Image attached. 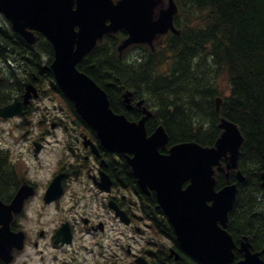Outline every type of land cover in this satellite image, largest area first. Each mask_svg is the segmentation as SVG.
Segmentation results:
<instances>
[{
    "label": "flooded vegetation",
    "instance_id": "obj_1",
    "mask_svg": "<svg viewBox=\"0 0 264 264\" xmlns=\"http://www.w3.org/2000/svg\"><path fill=\"white\" fill-rule=\"evenodd\" d=\"M11 50L0 47V107L17 97L23 100L29 83L40 96L23 105L22 116L0 117V178H6L0 183V200L10 206L24 192L5 234L9 259L0 258V264H139L141 259L148 264H200L178 242L167 217L158 220V207L151 201L156 196L142 192L125 154L103 146L49 78L48 64L45 72L29 74L19 62L24 57L9 56L11 62L3 57ZM130 54L127 49L116 57L123 60ZM89 68L84 71L96 81L104 78L103 72L97 70L95 77ZM121 98L123 103V91ZM131 111L140 116L137 106ZM50 154L55 157L47 161ZM124 166L136 184H125ZM45 168L47 176L41 174Z\"/></svg>",
    "mask_w": 264,
    "mask_h": 264
},
{
    "label": "trees",
    "instance_id": "obj_2",
    "mask_svg": "<svg viewBox=\"0 0 264 264\" xmlns=\"http://www.w3.org/2000/svg\"><path fill=\"white\" fill-rule=\"evenodd\" d=\"M177 1L181 11L176 24L182 30L181 35H172L157 53L147 51L142 60H128L124 66L116 57L123 34L117 33L106 37L100 49L92 53L93 57L80 64L81 68L86 70L95 63L89 72L95 77L97 70L104 73V78L97 82L109 92L115 111L124 110L121 94L125 88L134 90L136 96L146 97L159 113L156 120L149 122V129L156 122L163 123L170 143L196 140L213 144L220 134L219 115L234 121L245 138L239 162L246 180L240 184L230 213L229 231L237 242L243 235H249L255 249L264 250V188L259 185L260 171L264 169V0ZM0 42L1 50L12 49L3 56L6 60L11 62L9 56L24 57L19 62L23 61L29 74L45 72L42 57L52 54L49 42L39 38L29 44L3 28ZM26 56L29 57L25 59ZM107 83L109 87L105 86ZM217 95L223 96L220 114L215 105ZM129 116L134 118L135 113L130 112ZM124 171L125 184H136L130 168L124 166ZM3 173L1 170L0 177ZM5 181L6 178H0L1 184ZM223 183L224 177L218 176V184ZM151 201L156 209V200ZM156 210L157 215H163L161 208ZM161 220L166 223L164 218Z\"/></svg>",
    "mask_w": 264,
    "mask_h": 264
},
{
    "label": "water",
    "instance_id": "obj_3",
    "mask_svg": "<svg viewBox=\"0 0 264 264\" xmlns=\"http://www.w3.org/2000/svg\"><path fill=\"white\" fill-rule=\"evenodd\" d=\"M159 3L161 0H0V12L29 41L34 39L32 30L51 40L56 55L52 68L61 87L95 128L102 143L127 154L141 187L150 186L157 191L186 250L204 264H231L235 244L225 227L238 187L234 183L216 190L214 166L225 170L220 163L222 157L227 158V169L238 166L244 141L239 127L222 118L219 126L223 132L215 146L188 141L173 145L168 154H163L160 148L166 147L169 136L162 125L147 134L146 119L151 112L144 109L147 115L139 122L114 112L107 92L77 68V63L107 33L127 31L128 38L119 46L123 49L132 43H152L157 34L170 29L178 32L174 27L178 10L175 0H169L168 7L155 18ZM125 96L129 102L131 93ZM217 101L219 110L221 99ZM17 111L20 110L15 105H10L0 109V115ZM237 175L244 180L241 171ZM186 181L190 183L183 188ZM2 212L0 208V219ZM250 247L249 243H242L245 259L238 264H264L260 253H252Z\"/></svg>",
    "mask_w": 264,
    "mask_h": 264
},
{
    "label": "bare ground",
    "instance_id": "obj_4",
    "mask_svg": "<svg viewBox=\"0 0 264 264\" xmlns=\"http://www.w3.org/2000/svg\"><path fill=\"white\" fill-rule=\"evenodd\" d=\"M187 3V2H186ZM189 4V3H188ZM194 11V10H193ZM193 13V12H192ZM213 19V18H212ZM212 67V66H211ZM215 68V67H214ZM209 69H210V67H209ZM208 69V70H209ZM187 70V69H186ZM201 70V69H200ZM214 71H215V69H214ZM206 73H207V70H206ZM198 74V73H197ZM211 75H212V72L210 73ZM209 74V75H210ZM198 76H201L200 74L198 75ZM206 77V76H205ZM204 78V77H203ZM215 78V77H214ZM198 79V78H197ZM201 79V78H200ZM201 80H203V79H201ZM211 80V79H210ZM213 80V79H212ZM197 82V81H196ZM212 82V81H211ZM216 82V81H215ZM214 82V83H215ZM217 82H219V79H218V81ZM231 82V81H230ZM218 84H220V83H218ZM224 84L226 85V83L224 82ZM208 85H209V83H208ZM225 85H223V87L225 88ZM199 86V85H198ZM232 86V85H231ZM208 87V86H207ZM216 87V86H215ZM202 89V88H201ZM206 89V88H205ZM207 90V89H206ZM206 90H205V92H206ZM231 90H232V88H231ZM231 90H229L228 89V92L229 91H231ZM209 91L211 92L212 91V89H211V86L209 87ZM213 91H216V88L215 89H213ZM200 92V91H199ZM204 92V93H205ZM233 92V91H232ZM213 93V92H212ZM217 94V93H216ZM207 95V94H206ZM210 95V94H209ZM213 95V94H212ZM215 95V94H214ZM234 95V94H233ZM229 96V95H228ZM196 97V96H195ZM207 97V96H206ZM210 97V96H209ZM212 97V96H211ZM228 98V97H227ZM198 99V98H197ZM215 105H216V101L218 100V99H222L223 100V96L222 95H217L216 97H215ZM199 100V99H198ZM201 101V100H200ZM224 101H225V99H224ZM227 101V100H226ZM230 101V100H229ZM197 102V101H196ZM201 102H203V101H201ZM228 102V101H227ZM197 105V104H196ZM199 105V104H198ZM228 105H230V103H228ZM201 106V105H200ZM213 107V106H212ZM226 108V107H225ZM231 108V107H230ZM230 110V109H229ZM234 110V109H233ZM212 112V111H211ZM215 112V111H214ZM206 113V112H205ZM217 120V119H216ZM231 120V119H230ZM209 124V123H208ZM207 123H206V125H208ZM213 127V126H212ZM215 127V126H214ZM199 132V131H198ZM216 133V132H215ZM216 135V134H215ZM217 136V135H216ZM202 137V136H201ZM215 139V138H214ZM203 143V142H202ZM246 154V153H245ZM248 159V158H247ZM264 170V169H263ZM260 171L261 173H260V176H263L264 175V171ZM259 185H261V184H259ZM246 187V186H245ZM242 188V187H241ZM262 193V192H261ZM255 196V195H254ZM261 198V197H260ZM261 200H262V198H261ZM260 204H261V202H259ZM263 215H264V213H263ZM246 234V233H245ZM259 241V240H258ZM256 243V242H255ZM258 245V244H257ZM259 250V249H258Z\"/></svg>",
    "mask_w": 264,
    "mask_h": 264
},
{
    "label": "rangeland",
    "instance_id": "obj_5",
    "mask_svg": "<svg viewBox=\"0 0 264 264\" xmlns=\"http://www.w3.org/2000/svg\"><path fill=\"white\" fill-rule=\"evenodd\" d=\"M0 125H4V124H0ZM14 125V124H13ZM50 157L51 158H54L55 156H53V154H50V156H46V160L47 161H50L51 159H50ZM22 164V163H21ZM23 165V164H22ZM51 168V167H50ZM47 172H49L50 173V170H49V168H45L42 172H41V174L42 175H44V176H47V175H49V173H47Z\"/></svg>",
    "mask_w": 264,
    "mask_h": 264
}]
</instances>
